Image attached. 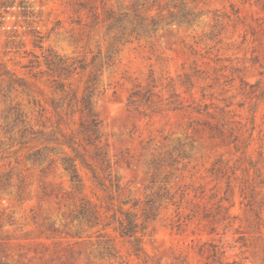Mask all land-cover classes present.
Returning <instances> with one entry per match:
<instances>
[{
	"label": "rangeland",
	"instance_id": "rangeland-1",
	"mask_svg": "<svg viewBox=\"0 0 264 264\" xmlns=\"http://www.w3.org/2000/svg\"><path fill=\"white\" fill-rule=\"evenodd\" d=\"M79 3L100 19L133 8L148 18L183 10L190 23L118 42L115 51L109 22L89 31ZM49 54L77 72L49 74L58 71ZM94 71L101 140L89 144L83 114L66 104L85 96ZM135 90L150 91L157 110L129 106ZM170 101L182 109L168 110ZM12 107L38 132L28 146L13 142ZM179 154L187 155L180 170L168 167ZM64 158L75 159L80 191ZM83 199L102 223L129 215L139 224L153 199L139 250L134 239L78 219ZM211 241L226 248L224 264H264V0H0V264H206L199 249Z\"/></svg>",
	"mask_w": 264,
	"mask_h": 264
},
{
	"label": "trees",
	"instance_id": "trees-1",
	"mask_svg": "<svg viewBox=\"0 0 264 264\" xmlns=\"http://www.w3.org/2000/svg\"><path fill=\"white\" fill-rule=\"evenodd\" d=\"M79 6L82 9H86L88 11V18L89 22L85 24L87 29L89 31H92L95 29L98 25L109 22V25L107 27V33L108 35H112V46L111 49L116 51L117 43L123 42V43H129L132 42L133 39H140L143 36H149L151 34H155L158 32V30L162 26H171V25H177L181 26L182 24H189V13L186 11L181 10L180 13H174L170 12L169 17L165 18L163 15H159L158 17H151L148 18L142 14V12L139 11L137 8L131 9L129 12H123L119 14H115L113 11H109L106 13L105 18L100 19V14L94 9L87 7L84 5V3H79ZM177 8V7H175ZM23 11L25 12V15H28L27 8L25 6L22 7ZM43 42L44 38L40 35H36V39L34 40V46L35 48H39L43 50ZM109 60L108 62H111L112 58L111 56H108ZM45 61L49 67V69L52 70H58V71H48L49 74H59V77L62 76H71L72 74L76 73L78 67L71 66H65L62 60L58 59L56 56H52L49 54L46 56ZM38 61H30V66L27 67H34V64H37ZM86 66L81 65L79 69L84 70ZM99 71H94L92 74V77L90 78L88 85L85 90V96L81 100H77V97L73 95L69 102L66 104V109L68 111H72L73 114H76L80 112L83 114V121L81 123L80 129L81 133L84 135L85 141H87L89 144H96L97 142H100L101 140V134L99 130V126L101 122L98 120L97 116L93 114L91 109V94H92V87L95 85V82L97 80ZM39 74H42V72H39ZM37 75V73L35 74ZM18 83L21 86H24V82L22 79L18 80ZM60 87L63 88L64 85L60 84ZM136 97H140L141 99H138ZM152 94L150 91H146L144 93H141L139 90H135L132 92L129 100L128 105L132 106L136 111H138L140 108H146V110L155 111L157 110V104L156 102L151 101ZM172 98V97H171ZM168 107V110H181L182 107L180 105H176L175 102L170 101L168 104H166ZM197 113H200L199 110H196ZM9 113L12 118L10 131H15V129H19V137L18 139H14L13 142H18L19 145L25 147L28 146L33 140L34 137H31V135H35L38 132H34L31 127H29V117L28 114H26L25 111H21L17 107H12L9 109ZM144 115L147 116L145 110ZM23 127V128H21ZM12 140V139H11ZM42 152L38 150L34 154H32L31 157L35 159V161H38L42 158ZM97 156H101L98 155ZM187 158V155L185 154H179L177 158L170 159L168 163V167L171 169L175 168L176 170H180L179 165L182 160H185ZM167 163V162H165ZM63 166L64 170L68 173L70 177V181L76 191H80L82 189V180L77 170V165L75 164V159L71 158H64L63 159ZM52 167V164H49L46 168L42 170V173H45L47 170H49ZM161 167V164H158L155 168V174L153 176V183H156L159 181L160 174L156 173L159 168ZM185 166H183L184 168ZM172 176V173L168 172L163 177V182L168 183L170 178ZM94 179L96 182L100 183L98 177L94 175ZM10 177L5 179L2 182V187H5L9 184ZM160 193V192H159ZM160 198L163 195L157 194ZM166 198V200L172 201L173 196L167 191L165 195L163 196ZM154 205V200L149 199L147 201V207H149V211H144L143 213V222L139 224L137 222V219H132L129 215H126L125 218H118L116 215H112L110 217V220L107 222L102 223L101 222V215L98 213V211L93 208L88 202H86L84 199L82 200L78 211H77V218L80 219L86 226L90 228H94L97 226H101V230L99 232H106L107 230H111L113 233L119 234L122 238H128L135 241L137 250H139V239L138 236L141 233V231L144 229V225L146 222L151 220L152 218L155 219V215L152 214V209ZM106 235V234H105ZM103 236L102 233L99 235V237H106ZM239 242L241 244L240 248L246 247V241L244 239H239ZM106 251L109 256L115 257L114 251L112 247L109 246L110 241L106 240ZM199 253L202 255H206V264H224V259L226 258L227 250L224 246H220L216 244L215 242H207L204 245H202L199 249ZM230 264V263H227ZM232 264H240L239 262H234Z\"/></svg>",
	"mask_w": 264,
	"mask_h": 264
}]
</instances>
